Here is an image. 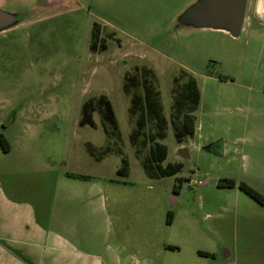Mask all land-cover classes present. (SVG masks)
<instances>
[{
  "label": "rangeland",
  "instance_id": "374dc122",
  "mask_svg": "<svg viewBox=\"0 0 264 264\" xmlns=\"http://www.w3.org/2000/svg\"><path fill=\"white\" fill-rule=\"evenodd\" d=\"M193 1L0 0L23 16L0 33V176L15 201L76 202L46 208L52 221L77 222L65 246L78 254L104 255L114 238L127 264H264V205L241 187L264 196V24L247 12L238 37L175 30ZM182 71L197 78L201 98L194 135L178 143L171 113ZM131 73L151 75L161 92L165 164L184 165L174 175L148 177V148L138 154L131 143L123 89ZM100 96L114 107L121 141L100 111L95 127L79 125L83 103ZM120 152L130 161L125 177Z\"/></svg>",
  "mask_w": 264,
  "mask_h": 264
},
{
  "label": "trees",
  "instance_id": "16d2710c",
  "mask_svg": "<svg viewBox=\"0 0 264 264\" xmlns=\"http://www.w3.org/2000/svg\"><path fill=\"white\" fill-rule=\"evenodd\" d=\"M98 34L99 31L96 29L92 32V37L97 38ZM181 76L184 80L175 88L171 113V122L178 143L182 142L184 138L194 135L196 117L193 112L198 109L201 98L197 78L187 71H182ZM123 89L125 93L130 95L129 112L131 116L135 117L136 126L129 135L131 143L136 147L138 154L141 152V147L148 148V153L141 159L144 172L150 178H161L178 173L184 166L182 162H167L164 164L168 155V146L162 140L167 137L170 122L164 114L161 92L156 87L153 78L151 75L126 74ZM96 111H100L104 120L103 123L111 127V134L118 141H121L122 136L118 119L111 101L106 96L98 97L97 101L91 99L83 103L79 125L95 127L94 114ZM0 142L4 143L5 140L0 138ZM4 148L9 150L8 146ZM88 149L91 150L90 147ZM120 153L122 160L117 175L125 177L130 172V161L124 156L123 152ZM72 175L85 178V176L79 174ZM229 184V186H232L235 182L230 180ZM241 187L264 205L263 195L245 183H242ZM168 219L172 220L171 212H169ZM201 254L209 255L203 252Z\"/></svg>",
  "mask_w": 264,
  "mask_h": 264
},
{
  "label": "crops",
  "instance_id": "0c3cea01",
  "mask_svg": "<svg viewBox=\"0 0 264 264\" xmlns=\"http://www.w3.org/2000/svg\"><path fill=\"white\" fill-rule=\"evenodd\" d=\"M249 10L257 20L256 25L264 24V0H251ZM182 151L185 152V148ZM68 175L87 180L70 173ZM9 186H4L0 176V264H127L119 239L117 242L113 238L112 244H106L104 255L95 257L89 253L78 254V250L65 246L77 236L78 224L59 216L52 221L47 216L52 215V208L49 212L46 206L73 207L76 202H50L46 205V202L15 201ZM176 196L174 191L170 196L172 203ZM46 240H50L48 245ZM167 248L177 249L173 246Z\"/></svg>",
  "mask_w": 264,
  "mask_h": 264
},
{
  "label": "water",
  "instance_id": "95a60500",
  "mask_svg": "<svg viewBox=\"0 0 264 264\" xmlns=\"http://www.w3.org/2000/svg\"><path fill=\"white\" fill-rule=\"evenodd\" d=\"M249 0H194L173 22L184 27L222 30L238 37L243 29ZM23 16L0 7V33L20 26Z\"/></svg>",
  "mask_w": 264,
  "mask_h": 264
},
{
  "label": "flooded vegetation",
  "instance_id": "af4514ba",
  "mask_svg": "<svg viewBox=\"0 0 264 264\" xmlns=\"http://www.w3.org/2000/svg\"><path fill=\"white\" fill-rule=\"evenodd\" d=\"M251 0H249V2H250ZM250 10H249V8H248V10H247V12H249ZM0 138L1 139H3V140H5V137L2 135V134H0Z\"/></svg>",
  "mask_w": 264,
  "mask_h": 264
},
{
  "label": "built area",
  "instance_id": "2783aa9c",
  "mask_svg": "<svg viewBox=\"0 0 264 264\" xmlns=\"http://www.w3.org/2000/svg\"><path fill=\"white\" fill-rule=\"evenodd\" d=\"M194 183H195V182H194ZM197 183H198V184H202V181H201V180H199Z\"/></svg>",
  "mask_w": 264,
  "mask_h": 264
}]
</instances>
